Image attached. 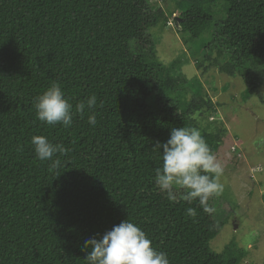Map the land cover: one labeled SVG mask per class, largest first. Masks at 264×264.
<instances>
[{
	"label": "trees",
	"instance_id": "1",
	"mask_svg": "<svg viewBox=\"0 0 264 264\" xmlns=\"http://www.w3.org/2000/svg\"><path fill=\"white\" fill-rule=\"evenodd\" d=\"M148 3L0 0V264H87L83 241L99 239L124 219L170 264H238L233 246L221 253L209 247L218 232L214 197L205 210L179 195L170 202L154 184L161 164L156 142L166 141L171 128H196L197 116L216 107L206 96L186 101L188 92L167 68L148 59L155 45L147 30L171 17L185 41L209 32L204 61L239 75L252 95L257 73L237 68L247 60L264 63V0H179L177 14L152 11ZM218 3L224 13L215 18ZM53 82L73 113L92 94L95 109L74 114L69 127L39 121L34 98ZM92 111L94 127L87 119ZM33 135L70 149L53 157L61 161L58 169L35 157ZM201 135L213 152L218 135Z\"/></svg>",
	"mask_w": 264,
	"mask_h": 264
},
{
	"label": "rangeland",
	"instance_id": "2",
	"mask_svg": "<svg viewBox=\"0 0 264 264\" xmlns=\"http://www.w3.org/2000/svg\"><path fill=\"white\" fill-rule=\"evenodd\" d=\"M178 1L149 0L148 4L152 11L163 8L168 13L172 9L177 14ZM213 10L215 18L224 13L221 3ZM168 23L147 30L155 45L148 59L167 68L188 92L186 101L206 96L216 107L213 112L197 116L195 128L218 135L213 154L224 168L223 193L214 196L210 206L218 232L209 247L221 253L231 245L240 257L238 264H264V63L247 60L245 66L237 68V72L253 71L258 75L260 84L254 94L248 95L239 75L221 72L204 61L209 32L185 41L186 35L175 29L173 18L169 17ZM130 47L138 51L136 41ZM228 59L229 55L221 62Z\"/></svg>",
	"mask_w": 264,
	"mask_h": 264
},
{
	"label": "clouds",
	"instance_id": "3",
	"mask_svg": "<svg viewBox=\"0 0 264 264\" xmlns=\"http://www.w3.org/2000/svg\"><path fill=\"white\" fill-rule=\"evenodd\" d=\"M96 105L97 98L92 94L77 103L73 113V105L69 103L58 82H53L34 98L36 118L51 126L60 124L69 127L74 114L83 116L86 110H94ZM87 119L90 126H96L94 111ZM31 146L39 161H51L50 171L58 169L61 163L59 158L53 157L57 154L66 155L70 151L63 144H53L43 135H33ZM153 150L161 158L160 166L155 169L154 184L159 192L166 194L170 202H177L179 195L180 199L189 204L198 200L199 205L207 210L209 198L223 193L221 177L224 168L198 129L171 128L169 138L164 142L157 141ZM186 214L194 218L197 215L196 209L189 207ZM81 251L86 253L84 259L87 264H170L167 254L153 248L145 232L127 219L113 225L99 239L96 236L85 239Z\"/></svg>",
	"mask_w": 264,
	"mask_h": 264
},
{
	"label": "built area",
	"instance_id": "4",
	"mask_svg": "<svg viewBox=\"0 0 264 264\" xmlns=\"http://www.w3.org/2000/svg\"><path fill=\"white\" fill-rule=\"evenodd\" d=\"M169 24V23H168Z\"/></svg>",
	"mask_w": 264,
	"mask_h": 264
}]
</instances>
